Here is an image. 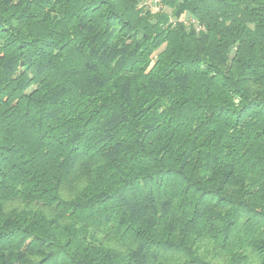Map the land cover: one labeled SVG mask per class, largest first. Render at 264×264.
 <instances>
[{
  "label": "trees",
  "instance_id": "16d2710c",
  "mask_svg": "<svg viewBox=\"0 0 264 264\" xmlns=\"http://www.w3.org/2000/svg\"><path fill=\"white\" fill-rule=\"evenodd\" d=\"M0 264H264V0H0Z\"/></svg>",
  "mask_w": 264,
  "mask_h": 264
},
{
  "label": "rangeland",
  "instance_id": "374dc122",
  "mask_svg": "<svg viewBox=\"0 0 264 264\" xmlns=\"http://www.w3.org/2000/svg\"><path fill=\"white\" fill-rule=\"evenodd\" d=\"M152 1H154V0H152ZM148 4H152V3H151V1H150V2H148Z\"/></svg>",
  "mask_w": 264,
  "mask_h": 264
}]
</instances>
